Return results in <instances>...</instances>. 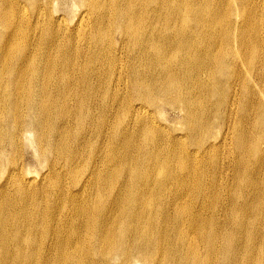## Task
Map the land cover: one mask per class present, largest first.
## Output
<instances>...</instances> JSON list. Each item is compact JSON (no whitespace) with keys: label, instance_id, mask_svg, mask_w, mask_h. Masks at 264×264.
Listing matches in <instances>:
<instances>
[{"label":"bare ground","instance_id":"bare-ground-1","mask_svg":"<svg viewBox=\"0 0 264 264\" xmlns=\"http://www.w3.org/2000/svg\"><path fill=\"white\" fill-rule=\"evenodd\" d=\"M0 264H264V0H0Z\"/></svg>","mask_w":264,"mask_h":264},{"label":"rangeland","instance_id":"rangeland-1","mask_svg":"<svg viewBox=\"0 0 264 264\" xmlns=\"http://www.w3.org/2000/svg\"><path fill=\"white\" fill-rule=\"evenodd\" d=\"M177 115L178 114H176V112L171 111L169 108L167 109V113L164 114V116L167 117V118H165L166 119V122L168 124H172V125L177 124V121H178V119H176L177 118ZM24 153L25 154L23 155L22 159L20 158L19 160L20 161H23V163L26 164L27 168H29L30 170H32L33 173H35L36 175L38 173H41L42 172L41 171L42 168L39 165V163L37 162V160H36L35 156L33 155L32 151L26 150Z\"/></svg>","mask_w":264,"mask_h":264}]
</instances>
